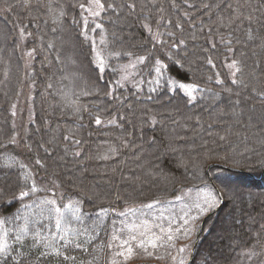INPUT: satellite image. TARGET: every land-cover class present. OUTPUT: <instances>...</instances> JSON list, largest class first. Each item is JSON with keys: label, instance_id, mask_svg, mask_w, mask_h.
Masks as SVG:
<instances>
[{"label": "trees", "instance_id": "trees-1", "mask_svg": "<svg viewBox=\"0 0 264 264\" xmlns=\"http://www.w3.org/2000/svg\"><path fill=\"white\" fill-rule=\"evenodd\" d=\"M88 2L0 0V264H110L118 208L204 185L192 264H264V0Z\"/></svg>", "mask_w": 264, "mask_h": 264}, {"label": "rangeland", "instance_id": "rangeland-1", "mask_svg": "<svg viewBox=\"0 0 264 264\" xmlns=\"http://www.w3.org/2000/svg\"><path fill=\"white\" fill-rule=\"evenodd\" d=\"M89 2L85 5L88 6ZM94 18L90 13L84 12V18L87 20L89 18ZM66 59L68 61L67 53H65ZM133 65H129L130 69L133 68ZM77 68V67H76ZM130 72V71H129ZM131 78H133L134 73L131 70ZM82 79V78H81ZM123 79L126 80V75L123 76ZM185 84V83H183ZM217 165V164H216ZM221 165V164H220ZM219 164L217 167H222ZM227 169L226 167H222ZM234 168V167H233ZM238 171H243L242 169L236 168ZM229 171L238 173V171L230 170ZM234 186H244L243 181H233ZM246 187V185H245ZM215 194L213 189L209 185H204L200 187H184L182 188L175 196L159 199H147L142 202H133L127 204L125 207L118 208L115 211L114 221L112 224V240L109 253V263L115 258L119 261V264H135L140 262L148 263H163V264H174L172 257L179 256L184 260L186 264L189 260V248L193 239L197 236L198 229L201 225L202 219L204 216L211 211V209L216 205L218 201L215 202L214 206L207 208V205L204 203L205 199L209 197V194ZM151 205V207H148ZM198 205L200 207H198ZM206 208L207 210L201 212L200 208ZM123 213V215H121ZM233 213H230L229 219L233 217ZM192 217H196L194 221L190 223L192 227V232L187 238H178L174 241V246H170L167 241H161L165 246L158 247L153 249L149 247L147 251L143 248L137 247L136 241L132 242L133 254L131 258L125 261L124 257H117L115 254L118 251H121L119 244L121 241L128 239L130 235L137 234V232H129V229H132L133 225L137 226L140 230H143L142 226H148L152 232L159 235L160 229L159 226L167 228L171 224L174 228L177 226H182V218H188L191 221ZM4 225L0 223V243H4ZM179 235V234H178ZM119 237L118 240H114L113 237ZM184 247L185 251L182 254H178L177 249ZM216 248L220 250V246L217 243ZM215 248V249H216ZM217 250H214L213 253H204V258L210 263L209 255L215 256ZM159 257V258H157ZM193 262V261H192Z\"/></svg>", "mask_w": 264, "mask_h": 264}, {"label": "snow or ice", "instance_id": "snow-or-ice-1", "mask_svg": "<svg viewBox=\"0 0 264 264\" xmlns=\"http://www.w3.org/2000/svg\"><path fill=\"white\" fill-rule=\"evenodd\" d=\"M108 7L111 8V7H113V5H109ZM129 7L134 8L135 6L129 5ZM206 7H207V5H206ZM80 8H81L82 12L90 13L94 17L100 16L101 12H103L105 10L104 3L102 2V0H89L88 6L81 4ZM87 23H88V21L85 19L84 20L85 29H87ZM95 27L100 28L101 25L96 24ZM145 27L147 28L148 25H145ZM138 59H139V62L143 63L145 58L140 57ZM208 63L212 64L211 59L208 60ZM235 63L236 62L233 61L232 65H229V66L235 67ZM156 65H157V67L155 70L157 73H160V70L162 67H164V65L159 60L156 61ZM238 70L239 69H237V71ZM233 75H235V73H233ZM157 83H158V81H157ZM179 87L187 90L189 95H191L192 91L196 89V85H193V84H180ZM154 90L155 89H153V91ZM13 107H15V105H13ZM14 114L15 113H13V115ZM115 122L116 121L114 119L111 121H108V123H110V124H115ZM153 122L155 123V121H153ZM95 123L97 126H100L102 124V120L100 119L99 116H97L95 118ZM64 139L69 140L70 138L66 136V137H64ZM74 143L78 145L80 143V141L76 140V141H74ZM76 155H79V153L77 152ZM102 159H108V157L104 156V157H102ZM36 163L40 164L41 162L39 160H37ZM21 167H24V166L21 165ZM31 191L32 192L36 191V188L34 185L31 187ZM28 195H29V193L26 191L20 192V198L21 199L25 196H28ZM217 199H219L218 196L210 193L209 197L205 199L204 203L207 205V208H211L214 206ZM47 203L55 204V201L51 200V201H47ZM148 207H151V205H148ZM198 207H200V206L198 205ZM200 210H201V212H204L207 209L201 207ZM57 211H59V209H57ZM121 215H123V213H121ZM195 219H196V217H192L191 221H190L188 218H182V220H183L182 226H177L175 228L171 224H169V226L167 228H164V227L158 225L157 227H159V229H160L159 235L152 232V230L146 225L142 226L143 230H140L139 228H137V226L133 225L132 229H129V232H137L138 235L137 234L130 235L128 239L121 241L119 244V247L122 250L118 251L115 255L117 257H124L125 261L127 259L131 258L132 254H133V247H132L133 241L137 242V244H136L137 247L143 248L145 251H147V249L149 247L156 249L158 247L165 246L163 243H161V241H167L170 246H174V241L176 239L187 238L191 234L193 229L190 226V223L192 221H194ZM0 223H3V221H0ZM56 227H57V229L60 228V222L59 221H57ZM17 239H19V238H17ZM113 239L118 240L119 237L114 236ZM77 247H79V245H77ZM109 247H111V245H109ZM6 251H7V244L6 243H0V253H4ZM184 251H185L184 247H180L177 249L178 254H182V253H184ZM56 254L59 255L60 253L57 252ZM157 258H159V257H157ZM172 260H173L174 264H184V260L182 257L173 256ZM110 264H119V261H117L115 258H113L110 261Z\"/></svg>", "mask_w": 264, "mask_h": 264}, {"label": "water", "instance_id": "water-1", "mask_svg": "<svg viewBox=\"0 0 264 264\" xmlns=\"http://www.w3.org/2000/svg\"><path fill=\"white\" fill-rule=\"evenodd\" d=\"M218 165V164H217ZM227 169H230V170H236V171H238V169H236V168H233V167H228V166H225ZM221 199H222V201H221V203L215 208V209H213V210H211L205 217H204V219L202 220V223H201V225H200V228H199V230H198V232H197V236H196V239H195V243H194V246H193V249H192V252H191V255H190V257H189V260H188V262H187V264H192V261H193V259H194V255H195V250H196V246H197V244H198V242H199V239H200V237H201V235H202V233H203V231H204V228H205V223H206V220H207V218L208 217H210L212 214H214L216 211H218L221 207H222V205H223V202H224V198H223V196L221 195ZM135 264H163V263H148V262H140V263H135Z\"/></svg>", "mask_w": 264, "mask_h": 264}]
</instances>
